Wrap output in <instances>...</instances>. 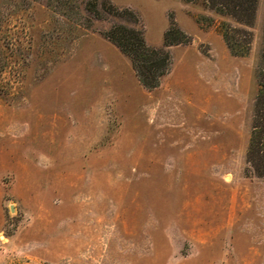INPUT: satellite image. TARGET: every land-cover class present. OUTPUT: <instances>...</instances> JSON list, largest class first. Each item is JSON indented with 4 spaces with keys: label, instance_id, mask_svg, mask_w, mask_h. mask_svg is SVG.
I'll use <instances>...</instances> for the list:
<instances>
[{
    "label": "rangeland",
    "instance_id": "rangeland-1",
    "mask_svg": "<svg viewBox=\"0 0 264 264\" xmlns=\"http://www.w3.org/2000/svg\"><path fill=\"white\" fill-rule=\"evenodd\" d=\"M0 0V264H264L246 153L264 29L234 55L203 0ZM187 44L155 90L106 37ZM12 207V208H11Z\"/></svg>",
    "mask_w": 264,
    "mask_h": 264
},
{
    "label": "trees",
    "instance_id": "trees-1",
    "mask_svg": "<svg viewBox=\"0 0 264 264\" xmlns=\"http://www.w3.org/2000/svg\"><path fill=\"white\" fill-rule=\"evenodd\" d=\"M193 1V0H184ZM259 0H203L208 9L223 17L231 19L236 25L224 22L221 26L222 36L228 49L234 55H243L250 51ZM88 10L101 17L103 14L117 16L124 13L135 15L129 11H119L111 2L105 1L99 10L97 0L88 2ZM174 25V24H173ZM105 37L123 54L128 56L141 84L152 91L161 85V79L169 73L172 55L169 48L173 45L189 42L175 25L169 28L164 36V47L154 48L147 44L143 30L128 28L123 25L112 27ZM258 94L255 100L251 136L247 148L246 160L254 174L264 178V29L261 64L258 72Z\"/></svg>",
    "mask_w": 264,
    "mask_h": 264
},
{
    "label": "water",
    "instance_id": "water-1",
    "mask_svg": "<svg viewBox=\"0 0 264 264\" xmlns=\"http://www.w3.org/2000/svg\"><path fill=\"white\" fill-rule=\"evenodd\" d=\"M12 208V207H11Z\"/></svg>",
    "mask_w": 264,
    "mask_h": 264
}]
</instances>
